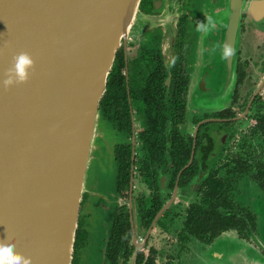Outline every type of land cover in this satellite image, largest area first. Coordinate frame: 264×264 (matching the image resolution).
I'll return each mask as SVG.
<instances>
[{"label":"flooded vegetation","instance_id":"flooded-vegetation-1","mask_svg":"<svg viewBox=\"0 0 264 264\" xmlns=\"http://www.w3.org/2000/svg\"><path fill=\"white\" fill-rule=\"evenodd\" d=\"M240 1L230 70L216 46L231 0L140 1L99 102L71 264H264V0Z\"/></svg>","mask_w":264,"mask_h":264},{"label":"water","instance_id":"water-1","mask_svg":"<svg viewBox=\"0 0 264 264\" xmlns=\"http://www.w3.org/2000/svg\"><path fill=\"white\" fill-rule=\"evenodd\" d=\"M140 1L0 0V81L13 54L35 60L27 83H0V239L32 264L72 263L99 102ZM240 6L222 39L233 49Z\"/></svg>","mask_w":264,"mask_h":264},{"label":"clouds","instance_id":"clouds-1","mask_svg":"<svg viewBox=\"0 0 264 264\" xmlns=\"http://www.w3.org/2000/svg\"><path fill=\"white\" fill-rule=\"evenodd\" d=\"M216 28V22L211 18H206V22L197 25V31H211ZM220 54L224 59L234 55V49L228 43L222 46L217 45ZM216 49H213L215 51ZM175 65V59L169 62V68ZM35 71V60L31 53L20 51L13 54L9 67L3 73V79L0 81L5 90L14 85L27 83L31 74ZM0 264H32V257L16 251V245L9 235L5 239H0Z\"/></svg>","mask_w":264,"mask_h":264}]
</instances>
